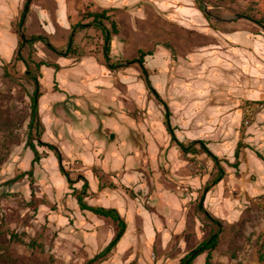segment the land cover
Masks as SVG:
<instances>
[{"label":"crops","instance_id":"obj_1","mask_svg":"<svg viewBox=\"0 0 264 264\" xmlns=\"http://www.w3.org/2000/svg\"><path fill=\"white\" fill-rule=\"evenodd\" d=\"M25 2L0 0L3 59L18 47L15 28ZM201 6L196 0L31 3V38L51 37L62 50L72 27L86 22L83 13L111 8L130 14L127 24L149 42L139 54L153 52L144 66L113 69L101 31L89 26L75 33L76 56L50 62L58 68L41 66V138L60 149L63 161L53 153L42 157L31 195L41 200V214L71 239L68 244L85 249L89 260L109 245L117 225L81 209L73 193L84 184L79 177L88 181L85 203L117 210L126 230L95 264H180L213 230L204 211L233 227L264 196V108L247 127L241 111L247 101L264 103V34L235 14L207 17ZM37 20L43 22L39 28L33 26ZM134 38L120 29L111 40L110 62L129 58ZM130 59L140 58L136 53ZM61 164L76 180L73 187ZM221 169L223 179L214 184ZM198 256L205 264L207 253Z\"/></svg>","mask_w":264,"mask_h":264},{"label":"rangeland","instance_id":"obj_2","mask_svg":"<svg viewBox=\"0 0 264 264\" xmlns=\"http://www.w3.org/2000/svg\"><path fill=\"white\" fill-rule=\"evenodd\" d=\"M199 3L207 10L210 8L212 11L210 16L213 17L226 18L231 14H246L258 21H264V0H202ZM114 12L119 30L122 29L125 35H133L136 39L134 38L132 47L127 49L129 58L109 62L139 65L135 62L136 59L130 58L136 56V53L140 58L138 49L144 50L149 47V42L144 41L139 35L136 37L134 28L127 24L131 22L130 14L116 10L109 14ZM153 14V10L149 9L150 19ZM20 20L21 17L16 22L15 28L19 43L22 40ZM245 22L264 34L263 28L259 25ZM42 23V20H37L33 26L39 28ZM26 25L27 23L24 30L27 34L31 31ZM27 38L31 37L27 34ZM49 40L53 44L57 42L51 37ZM16 51L11 57L5 59L0 57V264H84L89 260L86 250L68 244L67 241L71 239L61 235L57 226H53L48 217L41 214V200L31 195L33 190L31 178L26 176L18 181L5 183L19 176L24 172V168H29L32 161L30 159H33V153L27 147L31 95L35 90L34 76L41 84V70H43V67L35 68L34 63L42 60L53 62L65 57L50 52V48L43 41H35L23 51L32 66L30 70L16 59ZM145 59L150 58L147 56ZM256 102L264 105L259 101H247L241 111L243 112V108L248 104ZM263 108L264 106L255 111L249 125ZM242 124L243 127L249 126L243 123V115ZM33 181L35 185V175ZM256 198L264 199V196ZM258 199L242 213L239 221H234L236 225L233 227H226L224 222L219 226L216 223L210 224L213 226L212 231L219 230L221 240L218 246L220 248L213 252V258L217 253L220 254L217 256L220 261L214 260V264H264V259H260L261 254L264 256V205ZM204 213L207 215V212ZM157 251L160 253V250ZM194 261L195 264H203L204 257L198 256Z\"/></svg>","mask_w":264,"mask_h":264},{"label":"trees","instance_id":"obj_3","mask_svg":"<svg viewBox=\"0 0 264 264\" xmlns=\"http://www.w3.org/2000/svg\"><path fill=\"white\" fill-rule=\"evenodd\" d=\"M197 1L201 2L202 0H197ZM26 2L24 4V7L26 5ZM200 9L202 10L203 13H205L207 15V17H210V15L212 14L211 13L212 11L210 10V8H208L209 10H206V8L203 5L201 6ZM23 11H24V8L22 9V12H21V18H22ZM113 11H114V9H103V10H98L96 12L87 11V12L83 13L82 21H86V22L85 23L80 22V23H78L72 27V33L70 35V39L68 41L67 47L62 49V50L59 49L57 46H55L49 40V38L46 36L39 35V36H33V37L34 38L40 37L41 41H43L53 52L57 53L58 55H62L65 57H74L78 53L76 48L74 47V36H75L76 31L79 28H86L89 26H94L95 28H97L98 30L101 31L102 38H103V52H104L105 59H106L108 65L113 69H117V68L122 66V63L113 64V63L109 62L111 60V57H110L111 40L115 35H118L120 32L117 20L114 19L115 13L109 14L110 12H113ZM259 21L264 24V21H262V20H259ZM20 23H21V20L19 22V25H20ZM34 43L35 42L27 43L26 46H32ZM26 46H25V48H26ZM25 48L22 45V40H21V42L19 43V47L16 51V59L18 61H21L26 68L30 69L32 67L30 64V61L28 60V58L23 53ZM152 54H153L152 51H148L147 53L141 52L140 60L142 61L143 65L145 64L144 63L145 62L144 57L146 55H152ZM29 56H30V54H29ZM34 65H35V68H37V69H39L42 65L55 66L56 68H58V64L46 62L43 60L34 63ZM143 71L147 75L146 81H147L148 85L152 88L150 80H149V71L146 69V67H143ZM31 73H32V71H30V74ZM34 81H35V90H34L33 94L31 95V113H30V120H29V125H28V140H27V147L30 148V150L33 153L31 168L27 171L22 172L19 176L15 177L14 179L6 181L5 183L15 182V181H18L19 179H22L26 176H29V179L31 178V180H30L31 185H34V181H33L34 169H35L36 164L40 162V160L42 159L43 156L47 157L50 153H53L61 163L63 161V157H62L60 149L51 143L44 142L41 138L42 132H41V128H40V117H39V98L41 97L42 93L40 90V82L38 81V78L35 76H34ZM155 93H156V95H158L157 92H155ZM166 108H167L166 116L169 119L170 112H169L167 106H166ZM199 143L202 145L204 151L207 152L210 156H212L214 158L215 162L218 163V161H219L218 157H216L211 152V150L206 146V144L204 142H199ZM40 148H42V150H43L42 152L40 151ZM186 150H188V149H186ZM60 169H61V172L67 177L69 183L71 184V187H73V184L75 183L76 180H73L70 177L69 172H67L65 170V168L62 164L60 166ZM223 175H224V171L221 169L219 177L213 181L214 184H216L220 180H222ZM79 180L84 181L82 189L80 191H78L75 187H73V189H74L73 193L76 195V198L78 200V203H79L81 209L90 210L97 215L110 218L117 225V233H116L115 237L113 238V240L109 243V245L103 251L98 253L95 257L91 258L90 260H88L87 262L84 263V264H95V262L97 260L106 256L113 249V247L118 243V241L120 240V238L124 234L127 225H126L125 220L118 214L117 210L108 209V208H104V207H94V206H90L87 203H85L84 199H85V197L88 196V181L83 176H80ZM40 204H41V202H40ZM206 216L210 221H212L213 223H216L218 226L222 225V223L218 219L214 218L209 212H207ZM219 240H220L219 230L212 231L210 233L209 237L202 244H200L196 249H194L193 251L188 253L181 260L180 264H193L194 259L199 254H202L204 252L207 253L205 264H214L213 263V252L218 248L219 243H220ZM260 259L261 260L264 259V256L262 254L260 255Z\"/></svg>","mask_w":264,"mask_h":264},{"label":"water","instance_id":"obj_4","mask_svg":"<svg viewBox=\"0 0 264 264\" xmlns=\"http://www.w3.org/2000/svg\"><path fill=\"white\" fill-rule=\"evenodd\" d=\"M32 1L33 0H27L26 5L24 7L23 14H22L21 23H20V28H21L20 36L22 38V45L23 46H25L27 43L41 40L40 37L27 38V34H26L25 30H24V27H25V24H26V19H27V16H28ZM232 18H240V19L244 18V19H247V20H249L251 22H254L255 24L259 25L264 30V24H262L260 21L256 20L255 18H253V17H251L249 15H246V14H235ZM133 62H129V63H133ZM135 62H137L141 66H144L140 59H136Z\"/></svg>","mask_w":264,"mask_h":264},{"label":"built area","instance_id":"obj_5","mask_svg":"<svg viewBox=\"0 0 264 264\" xmlns=\"http://www.w3.org/2000/svg\"><path fill=\"white\" fill-rule=\"evenodd\" d=\"M264 105H262L261 103H250L248 104L247 106H245L243 108V112H242V115H243V123L245 125H249L250 123V119L253 117L255 111L261 107H263ZM195 167V166H194ZM193 167V168H194ZM260 201L261 204L264 205V199H258ZM151 259L152 260H155L156 259V254L155 253H152L151 254Z\"/></svg>","mask_w":264,"mask_h":264}]
</instances>
